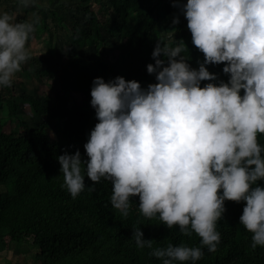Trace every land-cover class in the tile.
Wrapping results in <instances>:
<instances>
[{
    "label": "clouds",
    "instance_id": "9594fccd",
    "mask_svg": "<svg viewBox=\"0 0 264 264\" xmlns=\"http://www.w3.org/2000/svg\"><path fill=\"white\" fill-rule=\"evenodd\" d=\"M173 3L205 55L199 67L189 63L183 38L174 45L158 40L155 63L147 65L157 82L144 87L123 75L95 77L91 104L98 122L84 144L87 159L79 149L57 159L73 198L95 189L86 176L103 178L112 182L111 203L124 217L139 195L144 216L158 215L186 236L198 234L197 246L153 247L157 240L146 238L142 227L132 237L163 264H195L205 255L203 246L212 252L219 246L217 222L226 200L246 201L240 223L253 233V248L264 246V0ZM40 4L18 0L21 9ZM39 20L18 21L15 11H0V87L12 86L32 58L29 41ZM220 62H227L230 78L217 83L207 65Z\"/></svg>",
    "mask_w": 264,
    "mask_h": 264
},
{
    "label": "trees",
    "instance_id": "16d2710c",
    "mask_svg": "<svg viewBox=\"0 0 264 264\" xmlns=\"http://www.w3.org/2000/svg\"><path fill=\"white\" fill-rule=\"evenodd\" d=\"M151 1L78 0L68 8L57 0H42L40 5L21 9L18 0H0L9 4V11L45 15L30 40L44 34L53 39L57 30H70L67 57L51 49L47 55H33L23 66L22 75L30 78L29 64L48 61L47 67L35 70L46 84L41 97L28 91L17 94L14 83L1 87L7 96L0 93V108L6 107L7 115L0 119V252L9 248L14 254H26L30 264H163L162 258L151 255L150 248L136 245L132 238L135 227H142L146 238L157 240L153 247L200 244L202 238L195 232L186 236L179 226L168 228L158 215L144 216L138 206L139 195L134 196L129 215L124 217L111 203L109 180L94 182L86 176V185L95 184V189L86 188L73 198L64 186L57 159L65 151L77 149L87 159L84 144L98 122L91 104L95 77L111 80L123 75L139 80L144 87L157 82L147 65L155 63L152 53L158 40L174 45L176 39L183 38L189 47V63L198 68L204 60V53L192 42L190 29L165 39L161 16ZM93 2L101 3L103 11L94 10ZM109 14L114 17L110 19ZM181 19L185 21L186 16ZM111 35L123 41L121 62L102 52ZM79 48H92V56L80 54ZM225 63L207 65L218 74L217 83L230 78L223 70ZM61 69L67 72L58 76ZM208 82L202 81V86ZM74 93L82 94V103L75 100ZM260 142L264 143V134H260ZM225 203L227 211L217 222L222 234L219 246L215 252L203 246L205 255L195 264H264V246L253 248V233L240 223L246 201Z\"/></svg>",
    "mask_w": 264,
    "mask_h": 264
},
{
    "label": "rangeland",
    "instance_id": "374dc122",
    "mask_svg": "<svg viewBox=\"0 0 264 264\" xmlns=\"http://www.w3.org/2000/svg\"><path fill=\"white\" fill-rule=\"evenodd\" d=\"M42 1V0H41ZM78 0H57L58 3L66 4L68 8L72 7L75 3H77ZM187 0H183V3H186ZM151 4L156 7L158 15L161 16V31L164 35L165 39H172L175 37L178 31L180 30H186L188 28V21L187 18L185 21L181 22V17L185 16L183 11H181V8L177 5H174L173 0H152ZM9 4L6 2H0V11L7 10L9 11ZM92 7L94 10H96L98 13L100 11H103L101 3H92ZM17 13V20L18 21H24V20H31L35 19L36 16L40 17L39 22L44 18V14H38L34 15L32 13H29L27 15L16 11ZM172 12L173 15H169V13ZM49 15V14H48ZM50 16V15H49ZM176 16H179V23H173ZM108 17V14L107 16ZM114 15L109 14V18L112 19ZM49 19V17H48ZM50 20V19H49ZM103 33L106 36L108 33L105 30ZM70 30H57L55 32L54 38L50 39L48 35L44 34L41 37L31 39L29 41L31 50L33 52V55H40L41 53H44L47 55L49 50L55 49L57 50V55H63V57H67L69 54L68 52V44L70 42ZM123 41L120 40L117 36L111 35L108 42L105 44V46L102 49V52L109 56L113 61L115 62H121L122 58L120 57L119 53L123 49L122 47ZM93 49L87 48L85 50H82L79 48V53L82 55H85L86 57L92 56ZM49 65L48 61H45L43 64H29V71L31 72V77L26 78L22 75V71H20L15 80V89L16 93L20 94L23 91L32 92L37 96H42L45 93L46 90V84L35 75V70L37 69H43ZM67 69V68H64ZM64 72H67V70H59L57 72L58 76H62ZM0 93L7 96V93L5 90H3L0 87ZM74 98L78 103H82V94L80 93H74ZM3 104V103H2ZM0 102V105H2ZM3 108V109H2ZM0 108V119H3L7 115V108L2 106ZM24 111H29L28 106H23ZM36 118H38L36 116ZM9 128V125L6 126V129ZM20 263V264H30L31 259L30 256L26 254H14L12 250L7 248L4 252L0 253V264H14V263Z\"/></svg>",
    "mask_w": 264,
    "mask_h": 264
},
{
    "label": "crops",
    "instance_id": "0c3cea01",
    "mask_svg": "<svg viewBox=\"0 0 264 264\" xmlns=\"http://www.w3.org/2000/svg\"><path fill=\"white\" fill-rule=\"evenodd\" d=\"M4 252V251H3ZM13 252V251H12ZM0 253H2V252H0Z\"/></svg>",
    "mask_w": 264,
    "mask_h": 264
}]
</instances>
